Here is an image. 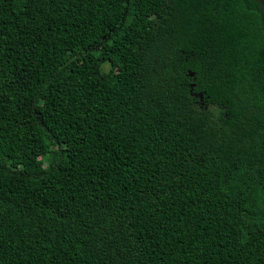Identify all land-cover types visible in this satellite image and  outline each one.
Instances as JSON below:
<instances>
[{
	"label": "trees",
	"instance_id": "obj_1",
	"mask_svg": "<svg viewBox=\"0 0 264 264\" xmlns=\"http://www.w3.org/2000/svg\"><path fill=\"white\" fill-rule=\"evenodd\" d=\"M0 264H264V7L0 0Z\"/></svg>",
	"mask_w": 264,
	"mask_h": 264
},
{
	"label": "water",
	"instance_id": "obj_2",
	"mask_svg": "<svg viewBox=\"0 0 264 264\" xmlns=\"http://www.w3.org/2000/svg\"><path fill=\"white\" fill-rule=\"evenodd\" d=\"M188 74L190 76L193 75V73L191 71H189ZM198 97H199L200 101H202V94L201 93L198 94Z\"/></svg>",
	"mask_w": 264,
	"mask_h": 264
},
{
	"label": "flooded vegetation",
	"instance_id": "obj_3",
	"mask_svg": "<svg viewBox=\"0 0 264 264\" xmlns=\"http://www.w3.org/2000/svg\"><path fill=\"white\" fill-rule=\"evenodd\" d=\"M256 1H258V3H260L264 7V0H256ZM191 84H192V82H191Z\"/></svg>",
	"mask_w": 264,
	"mask_h": 264
}]
</instances>
